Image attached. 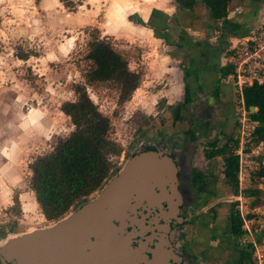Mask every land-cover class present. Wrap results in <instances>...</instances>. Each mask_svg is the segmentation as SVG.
Wrapping results in <instances>:
<instances>
[{"label":"rangeland","instance_id":"rangeland-1","mask_svg":"<svg viewBox=\"0 0 264 264\" xmlns=\"http://www.w3.org/2000/svg\"><path fill=\"white\" fill-rule=\"evenodd\" d=\"M172 4L173 0H0V234L54 220L44 217L35 200L31 164L73 131L70 117L61 111L64 102L76 101L83 92L108 117V139L117 148L108 155L113 173L140 142L170 134L169 128H157L166 123V114H172L175 105L159 99L158 91L168 86L170 74H162V70L173 63L162 60L160 43L153 36L172 12ZM97 39L109 42L138 73L137 87L125 100H121L116 82L88 79V44ZM236 97L234 94L233 129L216 139L215 148L225 145L226 153L204 156L214 148L209 140L195 137L194 132L189 134L192 116L177 128L192 136L183 143L193 152L190 163L199 164L202 177L222 195L217 199L214 193L203 192L208 200L200 205L205 206L185 211L188 230L177 233L176 242L190 264H238V254L246 248L256 264H264V197L261 205L252 207L253 197L243 193L247 188L264 190V178L254 176L260 164L259 153H250L247 158L237 154L243 136ZM255 124L247 114L242 128L251 132ZM172 130L177 132L174 126ZM247 144L249 148L255 145L252 140ZM231 147L242 165L237 172L236 192L224 184L223 162ZM216 202L221 208L219 227H213V214L209 212ZM229 208L242 221L244 231L237 236L230 234L227 224L224 226ZM211 233L222 234V242L209 240Z\"/></svg>","mask_w":264,"mask_h":264},{"label":"water","instance_id":"water-1","mask_svg":"<svg viewBox=\"0 0 264 264\" xmlns=\"http://www.w3.org/2000/svg\"><path fill=\"white\" fill-rule=\"evenodd\" d=\"M255 110L249 106L250 112ZM176 130L140 142L93 196L68 213L40 227L0 234V264H190L169 218L180 211L182 201L175 184L177 159L169 154H179L189 139ZM167 185L175 202L166 195ZM138 208L147 213L158 208L167 215L162 221L146 220L147 215L138 218Z\"/></svg>","mask_w":264,"mask_h":264},{"label":"trees","instance_id":"trees-1","mask_svg":"<svg viewBox=\"0 0 264 264\" xmlns=\"http://www.w3.org/2000/svg\"><path fill=\"white\" fill-rule=\"evenodd\" d=\"M180 7L191 8L196 0H175ZM230 0H202L212 19H221L227 15V6ZM86 58L90 62L87 72L90 81L116 82L120 88L121 100L127 99L138 84V73L131 70L127 60L109 42L93 40L88 44ZM242 98L245 106H254L256 110L249 116L256 124L252 130L254 144L263 142L262 151L257 156L259 168L254 176L264 178V82L253 83L244 87ZM189 101L185 89L184 102ZM61 111L70 117L74 129L62 138L53 150L43 156L37 157L31 164V187L35 200L48 220L64 215L72 205L90 195L106 181L115 171L108 157L110 153L117 152L115 145L108 139L109 119L102 114L91 99L82 92L76 101H66L61 105ZM172 117L167 118L165 124L157 131H164L174 126L179 128L181 119L180 108L173 107ZM164 125V126H162ZM168 129V130H169ZM167 130V131H168ZM214 149L204 152L206 158L226 153L225 145L215 148V141L209 144ZM236 145V141L235 144ZM231 149V150H230ZM224 157L223 170L227 178L224 183L237 189L238 157L233 154L232 147ZM197 176L202 178V174ZM244 195L253 197L251 206L261 205L264 190L258 187L247 188ZM250 217V215L248 216ZM229 230L234 235L241 234L242 221L239 214L232 210L228 222ZM251 248V244H248ZM241 264H256L248 248L241 251Z\"/></svg>","mask_w":264,"mask_h":264},{"label":"crops","instance_id":"crops-1","mask_svg":"<svg viewBox=\"0 0 264 264\" xmlns=\"http://www.w3.org/2000/svg\"><path fill=\"white\" fill-rule=\"evenodd\" d=\"M262 21L264 0H230L227 15L217 20L212 19L202 0H196L191 8L180 7L173 0L172 12L156 29L158 33L153 38L160 43L162 60L173 63L162 70V74L168 71L170 77L168 86L158 91L159 99L180 108L178 124L193 117L189 130L195 137L212 142L233 129L234 89L225 80V55L234 36ZM185 89L189 101L180 105ZM170 116L173 115L166 114Z\"/></svg>","mask_w":264,"mask_h":264},{"label":"built area","instance_id":"built-area-1","mask_svg":"<svg viewBox=\"0 0 264 264\" xmlns=\"http://www.w3.org/2000/svg\"><path fill=\"white\" fill-rule=\"evenodd\" d=\"M225 59L224 65L227 67L225 80L234 89V94L237 96L235 110H238V113L241 115L239 121L243 137L239 143L237 154L241 155V157L244 155L247 158L251 157L250 153L255 152L260 154L263 146V142L255 144L253 148L247 146V143L252 140V131L245 132L244 128H242L244 127V122L247 120V114L250 113L244 104L242 90L253 83L264 82V21L250 28L244 34L234 36L228 45ZM254 126L251 125L252 130ZM248 149L251 152H247ZM250 162H254V160L250 159ZM241 170L242 165L238 163L237 172Z\"/></svg>","mask_w":264,"mask_h":264},{"label":"flooded vegetation","instance_id":"flooded-vegetation-1","mask_svg":"<svg viewBox=\"0 0 264 264\" xmlns=\"http://www.w3.org/2000/svg\"><path fill=\"white\" fill-rule=\"evenodd\" d=\"M184 103H185L184 100H182V102H180V105H183ZM191 133L192 132H190V130H189L190 135H191ZM190 135H189V139H192V136H190ZM215 147H216V141H215ZM145 149H149V148L146 147ZM134 154H135V152L131 151L129 155H134ZM192 154H193L192 150L189 147L187 148L185 146H183L181 148V151L179 152V154H175L174 152H171L169 154L172 158L177 159L175 162H176V165L179 167V169L176 172L177 182L175 184H176V189L180 193L181 198H182L181 203L178 205V208L180 211L176 214V216H170L169 217L171 220L170 225L172 227L177 228V233H182V234H185V232L188 230L187 223H186L187 219L185 216V211L186 210L193 211L194 209L197 208L196 206H198L200 208L205 206V205H200V204H205V202L208 200L207 199L208 197H205L202 195L203 192H208V193L212 192V193H214V196H216L217 199H220L222 197L221 193H219L218 190L216 189V186L213 185L212 183L209 184L207 182V180H206L207 178H204V177L199 178L197 176L198 173L201 174L202 168L199 164H197L195 162L190 163V160L193 158ZM224 183H225V181H224ZM218 185H220V183H218ZM166 190H167L166 195L172 196V199H173L172 201L175 202L176 196L173 193V191L170 189V185L166 186ZM157 192H159V191L157 190ZM161 206L163 207V209L165 211L168 210V202L167 201L163 200L161 202ZM218 210H219V212H221V208H219V204L217 202L215 204H213L211 207H209V212H211V214H213V220H212L214 222L213 227L221 226L220 218L217 217ZM137 211L141 212V213L137 214L138 218H140L141 215H147L146 220L149 218H152V217H156V218H159L160 221H162L163 218L165 217V215H167L166 214L167 212L161 213L158 208L151 210L149 213H147L146 209H142V208H138ZM231 211H232L231 208H229L228 211H225V213H227L226 219L228 222L230 220ZM194 216H196V215L194 214ZM178 217L182 218L181 222L177 221ZM196 217H198V214ZM226 224L229 225L228 223L224 222V226H226ZM230 234L233 236H237V235L232 234L231 231H230ZM221 235L222 234L211 233V234H209L208 239L209 240L214 239L217 241L218 244H220L222 242V236ZM201 242L204 243L203 241H201ZM240 254H241V251L239 252L238 258H237L238 264H240Z\"/></svg>","mask_w":264,"mask_h":264},{"label":"bare ground","instance_id":"bare-ground-1","mask_svg":"<svg viewBox=\"0 0 264 264\" xmlns=\"http://www.w3.org/2000/svg\"><path fill=\"white\" fill-rule=\"evenodd\" d=\"M125 8V7H124Z\"/></svg>","mask_w":264,"mask_h":264}]
</instances>
